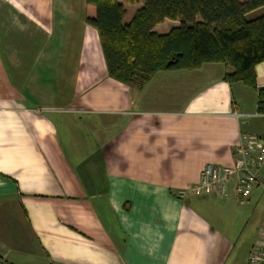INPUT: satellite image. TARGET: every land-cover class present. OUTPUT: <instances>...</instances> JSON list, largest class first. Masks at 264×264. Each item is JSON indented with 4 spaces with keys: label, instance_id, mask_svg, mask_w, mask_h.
Wrapping results in <instances>:
<instances>
[{
    "label": "crops",
    "instance_id": "0c3cea01",
    "mask_svg": "<svg viewBox=\"0 0 264 264\" xmlns=\"http://www.w3.org/2000/svg\"><path fill=\"white\" fill-rule=\"evenodd\" d=\"M86 10L85 0H0V259L246 264L264 192L244 204L232 186L227 198L176 194L204 165L231 166L240 134H264L257 92L225 82L224 63L129 88L109 78ZM255 75L264 88V61Z\"/></svg>",
    "mask_w": 264,
    "mask_h": 264
},
{
    "label": "trees",
    "instance_id": "16d2710c",
    "mask_svg": "<svg viewBox=\"0 0 264 264\" xmlns=\"http://www.w3.org/2000/svg\"><path fill=\"white\" fill-rule=\"evenodd\" d=\"M85 1V22L98 33L109 78L141 89L159 71L224 63L233 69L225 82L255 90L257 113L264 114V88L257 89L255 75L264 61V14L248 18L264 10V0ZM125 5L137 6L128 21ZM164 20L178 25L156 33Z\"/></svg>",
    "mask_w": 264,
    "mask_h": 264
},
{
    "label": "built area",
    "instance_id": "2783aa9c",
    "mask_svg": "<svg viewBox=\"0 0 264 264\" xmlns=\"http://www.w3.org/2000/svg\"><path fill=\"white\" fill-rule=\"evenodd\" d=\"M232 156L231 166L204 165L199 182L177 191V197L184 198L190 193L227 198L232 186L235 196L244 204L253 189L260 188L264 192V178L260 173L264 163V134H240ZM246 264H264V217L258 228L257 240L248 252Z\"/></svg>",
    "mask_w": 264,
    "mask_h": 264
},
{
    "label": "rangeland",
    "instance_id": "374dc122",
    "mask_svg": "<svg viewBox=\"0 0 264 264\" xmlns=\"http://www.w3.org/2000/svg\"><path fill=\"white\" fill-rule=\"evenodd\" d=\"M135 7H137V6H135ZM133 9H135L133 6L132 7H128V13H127V16H128V14H131L130 13V11H134ZM262 14H264V10H257V11H255V12H253L251 15H249V17L248 18H254V17H257V16H259V15H262ZM126 20L128 21V19H127V17H126ZM263 178H264V176H263ZM262 205H264V196H263V204ZM226 209H231L229 212L230 213H226V214H231V216L234 218V214H236L237 212H238V210L237 209H235V207H227ZM226 209H224L225 211L224 212H226ZM247 209V208H246ZM220 212H221V210H220ZM245 212V211H244ZM219 214V213H218ZM222 214H224V213H222ZM213 218V217H212ZM232 219V218H231ZM212 220H215V218L214 219H212ZM211 220V221H212Z\"/></svg>",
    "mask_w": 264,
    "mask_h": 264
}]
</instances>
